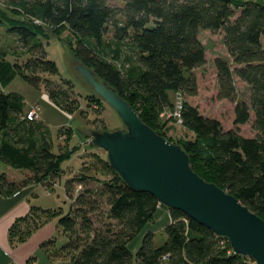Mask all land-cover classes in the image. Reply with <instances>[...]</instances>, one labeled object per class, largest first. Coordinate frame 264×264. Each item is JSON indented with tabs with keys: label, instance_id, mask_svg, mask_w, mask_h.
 Masks as SVG:
<instances>
[{
	"label": "trees",
	"instance_id": "1",
	"mask_svg": "<svg viewBox=\"0 0 264 264\" xmlns=\"http://www.w3.org/2000/svg\"><path fill=\"white\" fill-rule=\"evenodd\" d=\"M120 1L121 6L111 5L110 0L28 2L46 25L69 27L76 36L73 50L78 63L114 89L165 140L157 131L158 115L172 106L170 94L176 93L181 127L197 142L205 140L208 150L195 151L196 141L177 144L188 155L192 171L264 221V4L259 0ZM109 30L120 53L124 47H134L130 60L118 65L119 56L108 59L105 36ZM7 32L33 57L24 68L16 67L7 81L0 74V80L6 83L20 75L33 88L43 86L48 99L63 109L62 104L70 102L67 92L60 90L67 87L65 83L60 86L38 75L53 76L57 69L45 58L36 25L16 23ZM201 32L222 35L226 57L215 58L213 64L218 100L234 104L233 128L228 130L218 120L201 115L190 101L199 92L196 71L207 60ZM38 48L40 58L36 57ZM237 83L249 88L248 103L238 101ZM25 110L19 94L0 90V161L12 175L0 176L4 194L31 184L48 187L47 181L61 173L49 129L39 115L27 119ZM250 122L254 136H241L239 128ZM64 194L70 207L67 215L59 216L58 225L68 235L62 250L70 255L71 264H131L133 259L136 264H255L253 259L234 254L227 239L177 210H168L164 241L157 245L154 234L146 233L133 256L131 242L164 207L149 193L129 188L100 157H93L66 180ZM32 213H37L38 221ZM59 213L31 208L10 227V245L24 242L41 218L46 221ZM21 221L29 223L28 229H18ZM16 231L21 234L15 238Z\"/></svg>",
	"mask_w": 264,
	"mask_h": 264
},
{
	"label": "rangeland",
	"instance_id": "2",
	"mask_svg": "<svg viewBox=\"0 0 264 264\" xmlns=\"http://www.w3.org/2000/svg\"><path fill=\"white\" fill-rule=\"evenodd\" d=\"M28 1L0 0V74L3 77L1 79L7 81L15 74L14 69L16 67L24 68L25 64L29 63L33 57L27 50L20 48L16 37L7 32V27H11L16 23L31 22L32 25H36L38 42L45 52V58L53 62L57 69V74L53 76L47 74L38 75L40 78L45 77L46 80L60 86L65 83L64 85L67 87L60 90L67 92L70 96V102L62 104L63 109L60 110L45 99L43 94L46 91L43 86L33 88L20 75H16L6 83L0 80V90L2 92L16 93L23 98L26 112L27 108L32 106L38 108L36 113L39 115L40 121L50 131L53 141L52 152L58 155V159L61 161L60 176L56 180H52V182L47 181L49 183L48 187L45 186V183L31 184V187L23 191V194L26 195L23 201L28 207V213L33 207L45 211L55 210L60 212L59 215L50 217L46 221L41 218V222L37 225L38 227L32 230L31 237L25 242V247H29V252L31 253L29 261L25 264H71L70 255L65 254L62 250V247L68 241V235L58 225L59 216L67 215L70 207L69 200L64 194V183L73 177L82 165H88L93 160V157L96 156L106 160V152L91 143V131H114L122 130L124 127L116 112L105 102L99 101L92 89L85 84L75 71L74 68L78 63L73 50L76 36L72 34L66 25L55 28L46 25L41 21L39 15L35 14ZM233 1L242 2L245 0ZM259 1L264 4V0ZM109 3L113 6L122 5L120 0H110ZM199 38L205 47L207 60L205 66L196 71L199 80V92L190 101L201 115L218 120L222 128L228 130L233 128L234 104L226 100H218L216 70L213 64L215 58L226 57L222 35L221 33L201 32ZM105 42L108 47H105V49L110 51L108 59L111 55L116 58L119 56L116 59L118 65L131 59L134 47H124L120 53L112 42L110 30L105 36ZM36 51L38 52L36 57L40 58L43 56L39 48ZM236 90L238 101L248 103L249 88L244 84L237 83ZM170 97L172 106L158 115L157 131L175 145L196 141V149L194 150L199 153H207L205 140L197 142V139L191 133L181 127L177 94L171 93ZM239 131L241 136L246 138H252L255 134L251 128V122L241 126ZM67 155L70 158L62 162L63 157ZM6 168L0 161V176L5 172L7 173ZM7 176L9 178L12 177L9 172ZM26 199H28V203ZM32 215L37 219V213H32ZM155 220L153 219L149 224L151 228L153 227L156 230L154 234L155 242L159 245L164 241L165 234L163 232L164 228L159 229L160 220ZM17 227L20 231H24L28 229L29 223L21 221ZM16 234L15 238L21 233L16 231ZM141 240L142 237L140 238V243ZM140 243L137 244L136 240L131 242L130 249L133 256H135ZM43 244L45 246H42ZM131 264H136L134 259Z\"/></svg>",
	"mask_w": 264,
	"mask_h": 264
},
{
	"label": "water",
	"instance_id": "3",
	"mask_svg": "<svg viewBox=\"0 0 264 264\" xmlns=\"http://www.w3.org/2000/svg\"><path fill=\"white\" fill-rule=\"evenodd\" d=\"M74 69L116 112L124 127L90 132L91 143L106 152L107 162L121 181L227 239L234 254L264 264V221L234 196L196 175L184 150L146 126L128 102L92 70L80 63Z\"/></svg>",
	"mask_w": 264,
	"mask_h": 264
},
{
	"label": "crops",
	"instance_id": "4",
	"mask_svg": "<svg viewBox=\"0 0 264 264\" xmlns=\"http://www.w3.org/2000/svg\"><path fill=\"white\" fill-rule=\"evenodd\" d=\"M43 96L47 101L51 102L46 93L43 94ZM31 186L32 185H29L26 188L14 191L11 194L0 192V264H25L29 261L28 259L31 253L29 252V247H25V242H27L31 235L24 242L10 245L8 232L16 220L28 214V207L25 201H23V198L26 197V195L23 194V191ZM26 200L28 203V199ZM154 219H156L155 221L160 220L161 224L159 225V229L164 228L170 222L168 210L159 208ZM143 229L144 231H141V235L139 234L140 236L138 235V237L134 239L137 244L140 243V238L143 237L144 234H155L156 232L153 227H150V224H147Z\"/></svg>",
	"mask_w": 264,
	"mask_h": 264
},
{
	"label": "built area",
	"instance_id": "5",
	"mask_svg": "<svg viewBox=\"0 0 264 264\" xmlns=\"http://www.w3.org/2000/svg\"><path fill=\"white\" fill-rule=\"evenodd\" d=\"M180 108H181V105L179 101L178 112H180ZM37 111H38V108L36 106L29 107L27 108L25 117L27 119H36L38 117V114L36 113Z\"/></svg>",
	"mask_w": 264,
	"mask_h": 264
}]
</instances>
